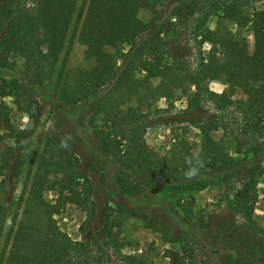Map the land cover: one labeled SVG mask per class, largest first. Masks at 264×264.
Masks as SVG:
<instances>
[{
	"label": "trees",
	"instance_id": "trees-1",
	"mask_svg": "<svg viewBox=\"0 0 264 264\" xmlns=\"http://www.w3.org/2000/svg\"><path fill=\"white\" fill-rule=\"evenodd\" d=\"M78 1L0 0V243L10 222L0 264H156L144 256L95 253L90 243L73 241L53 218L67 205L85 212L81 230L95 246L98 236L116 247L122 217L142 216L163 240L179 246L171 264H264V226L250 213L264 176V8L255 7L260 0H89L78 14L77 31L90 67L60 74L57 102L44 86L55 74ZM173 17L189 21L184 24L199 46H212L211 59L201 58L193 70H183L178 58L165 63L161 35L173 26ZM213 17L214 30L207 26ZM244 29L254 36L251 55ZM126 43L131 46L123 52ZM18 58L32 63L31 79L17 72ZM135 70L146 76L125 89ZM221 76L228 84L224 92L205 86ZM154 79L161 83L154 87ZM165 82L171 87L186 82L221 115L203 124L196 155L188 153L180 167L165 165L159 172L146 161L153 154L144 139L148 126L142 109L163 95ZM23 93L31 124L17 130L4 100ZM237 93L240 99L233 98ZM47 101L57 129L32 155L17 211L10 216L6 195L20 178L30 127L39 118L31 106ZM232 146L237 158L230 155ZM160 174L181 198L157 196ZM215 187L223 190L224 211L197 227L182 198L193 201V192ZM47 192L56 193L54 204L45 199Z\"/></svg>",
	"mask_w": 264,
	"mask_h": 264
},
{
	"label": "rangeland",
	"instance_id": "rangeland-1",
	"mask_svg": "<svg viewBox=\"0 0 264 264\" xmlns=\"http://www.w3.org/2000/svg\"><path fill=\"white\" fill-rule=\"evenodd\" d=\"M88 2L89 0L78 1L77 11L67 35L65 48L56 66L55 74L44 86L45 93L50 97H55L57 102L61 101L59 96L61 84L59 85L58 83L60 74L64 73L65 75L67 71L75 72L76 70L90 67L84 56L85 46L78 41L77 31V28H79V23L77 22L78 14L82 9L86 8ZM255 7L264 8V1H255ZM142 17L146 19L149 18V15L142 13ZM184 20L179 22L176 17H173L171 19L173 26L168 32L161 35V38L166 44L167 56L165 63L171 64V57L178 58V61L182 64V69L190 71L197 67L201 58L205 60L211 59L212 46L210 43L199 46L192 37L190 29L186 26L189 21ZM207 26L214 30L217 26V19L211 18ZM228 28H233L234 30L235 26L230 24ZM243 35L248 40L249 55H251L254 46V36L248 29L243 30ZM130 46L129 43H126L123 46V52H127ZM121 63V59L116 60L117 66ZM32 66V63L25 59L18 58L15 60L17 72L25 74L30 79L32 78ZM129 75L130 77L124 81L125 89L130 87L136 78L146 76L136 70ZM151 82L154 87L161 83L159 79H154ZM205 86L216 93H222L227 89L228 84L226 77L221 76L216 80H207ZM241 97L240 93L233 95L234 99H240ZM26 99V94L23 93L21 97H8L4 100L12 110L11 119L17 130H25L28 123L31 124L27 113L24 111L27 106ZM28 103L30 105V102ZM152 103L153 105L150 109H147V107L142 109V114H144L145 122L148 126L144 139L153 154L146 161L148 165L156 166L159 172L163 170L162 168L165 165L170 169L180 167L185 162L188 153L196 155L201 146L203 124L221 115L206 98L195 97V88L189 86L186 82L183 83V87H171L169 83H163V95L153 100ZM31 108L32 112L38 114L39 118L37 123L30 127L28 155L21 170L20 178L9 188L6 195L10 216L17 211L18 200L30 172L32 155L39 148H43L49 132H55L57 129L58 118L54 115L51 101L40 103V109L33 103ZM224 115L225 118L230 117V114ZM215 135L220 137L221 133H216ZM2 146L0 145V148ZM230 155L237 158L234 146L230 149ZM157 178L158 181L154 185L157 187L156 193L159 198L170 200L172 196L175 198L182 197V194L178 193L179 191L170 190L166 187L165 175L160 174ZM257 189L258 201L251 206L250 213L264 226V176L259 179ZM221 192L223 190L216 187L195 191L192 193L193 201L191 198L183 196L182 204L186 203L195 214L194 225L199 227L198 223L204 218L207 220L208 216H217L223 213V206L220 202ZM45 199L54 204L57 195L55 192H47ZM53 218L61 232L66 233L75 242L84 241L90 243L95 253L101 252L100 249H102L104 253H109V256H144L156 264H171L170 256L180 252V248L176 243L163 240L160 233L147 227L142 216L122 217V225L116 247H114L115 245L105 244L107 241L103 242V239L98 236L95 239L99 244L95 246L96 242L91 241L89 232L81 230V226L87 218L85 212L77 206L67 205L60 213H54ZM9 225L10 222L8 221L2 235L0 251Z\"/></svg>",
	"mask_w": 264,
	"mask_h": 264
}]
</instances>
